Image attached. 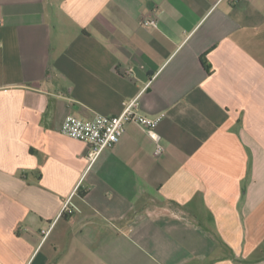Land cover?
<instances>
[{"label":"crops","instance_id":"crops-1","mask_svg":"<svg viewBox=\"0 0 264 264\" xmlns=\"http://www.w3.org/2000/svg\"><path fill=\"white\" fill-rule=\"evenodd\" d=\"M0 264H264V0H0Z\"/></svg>","mask_w":264,"mask_h":264},{"label":"built area","instance_id":"built-area-1","mask_svg":"<svg viewBox=\"0 0 264 264\" xmlns=\"http://www.w3.org/2000/svg\"><path fill=\"white\" fill-rule=\"evenodd\" d=\"M157 23L158 21L153 19L146 21L144 25L155 27ZM123 107V112L117 117H108L96 113L92 118L85 119L69 115L63 122L61 131L69 138L89 144L88 159L93 163L103 151L113 148L121 141L127 124H134L155 142V156H161L165 152V148L161 143L157 128L166 115L162 113L156 117H150L142 114L138 111V97L124 102ZM69 211H73L71 200L65 204L63 209V212Z\"/></svg>","mask_w":264,"mask_h":264}]
</instances>
